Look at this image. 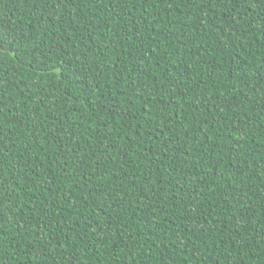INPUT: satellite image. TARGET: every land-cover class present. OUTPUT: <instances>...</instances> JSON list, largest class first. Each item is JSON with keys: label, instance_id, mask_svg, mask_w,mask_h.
Instances as JSON below:
<instances>
[{"label": "trees", "instance_id": "trees-1", "mask_svg": "<svg viewBox=\"0 0 264 264\" xmlns=\"http://www.w3.org/2000/svg\"><path fill=\"white\" fill-rule=\"evenodd\" d=\"M0 264H264V0H0Z\"/></svg>", "mask_w": 264, "mask_h": 264}]
</instances>
